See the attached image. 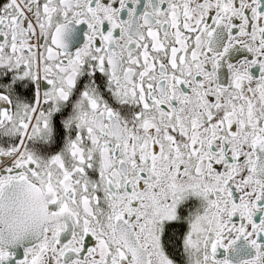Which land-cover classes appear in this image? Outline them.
I'll list each match as a JSON object with an SVG mask.
<instances>
[{"label":"snow or ice","instance_id":"1","mask_svg":"<svg viewBox=\"0 0 264 264\" xmlns=\"http://www.w3.org/2000/svg\"><path fill=\"white\" fill-rule=\"evenodd\" d=\"M0 264H264V0H0Z\"/></svg>","mask_w":264,"mask_h":264}]
</instances>
